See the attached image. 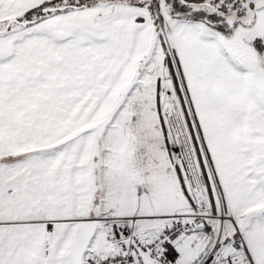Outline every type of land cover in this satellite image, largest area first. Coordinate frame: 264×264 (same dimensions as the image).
Returning <instances> with one entry per match:
<instances>
[{"label":"snow or ice","instance_id":"snow-or-ice-1","mask_svg":"<svg viewBox=\"0 0 264 264\" xmlns=\"http://www.w3.org/2000/svg\"><path fill=\"white\" fill-rule=\"evenodd\" d=\"M0 264H264V0H0Z\"/></svg>","mask_w":264,"mask_h":264}]
</instances>
